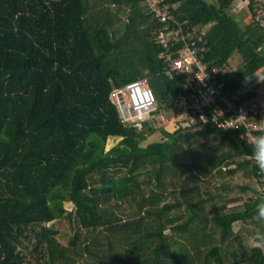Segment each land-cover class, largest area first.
Returning a JSON list of instances; mask_svg holds the SVG:
<instances>
[{
  "label": "trees",
  "instance_id": "16d2710c",
  "mask_svg": "<svg viewBox=\"0 0 264 264\" xmlns=\"http://www.w3.org/2000/svg\"><path fill=\"white\" fill-rule=\"evenodd\" d=\"M168 1L207 28L208 68L232 67L217 73L225 93L264 68V31L241 26L237 0ZM159 25L147 0H0V264H264L255 144L215 105L188 106L186 76L163 73ZM139 77L155 114L185 102L173 130L120 116L110 93Z\"/></svg>",
  "mask_w": 264,
  "mask_h": 264
},
{
  "label": "built area",
  "instance_id": "2783aa9c",
  "mask_svg": "<svg viewBox=\"0 0 264 264\" xmlns=\"http://www.w3.org/2000/svg\"><path fill=\"white\" fill-rule=\"evenodd\" d=\"M251 16L254 23L264 31V0H239ZM160 25L154 31L155 41L163 47L161 55L165 64L163 73L166 76H186L181 83L182 89L191 91V102L188 106L203 110L207 105H215L211 116L221 128H241V138L254 144L255 138L264 135V97H249L245 94L255 91L264 81V68L243 80L242 88L234 93L223 91V82L217 73L227 74L231 66L208 68L204 63V54L209 47L204 42L206 27L197 33L190 28L188 20L177 19L173 9L178 5L168 0H147ZM110 98L117 105L122 119L135 127L141 128L145 120L157 118L166 123L169 118L164 113L155 114L157 110L156 94L148 77H139L121 87H115ZM247 98V97H246ZM206 122L208 117L204 114ZM176 127V123L174 124ZM255 161V159H254ZM259 177V187L255 197L264 198V171Z\"/></svg>",
  "mask_w": 264,
  "mask_h": 264
},
{
  "label": "rangeland",
  "instance_id": "374dc122",
  "mask_svg": "<svg viewBox=\"0 0 264 264\" xmlns=\"http://www.w3.org/2000/svg\"><path fill=\"white\" fill-rule=\"evenodd\" d=\"M208 1L209 3L211 4H214V5H217L218 4V0H206ZM231 14L233 16H235L238 20V22L241 24V26H244L246 23H249L252 21L251 19V16L250 14L248 13V11L242 7V3L237 0L235 1V3L233 4L232 6V10H230ZM237 60L239 59L238 56H236ZM261 92L264 93V87L260 88ZM176 108H178V113L172 115V118L169 117V120L168 122L166 123H160L158 120L157 122H155L156 125H161L162 127H165L167 129H170V130H173L175 128V123L177 122L176 119H180V118H186L188 113L186 111V107H185V102L183 100L181 101H177L176 102ZM181 111V112H180ZM164 113V112H162ZM166 116L167 114L164 113ZM162 137V133L161 132H157L155 133L153 136L147 138V140H145L144 143H148V142H151L153 140H157V139H160ZM117 142V139L115 138H110L108 143H107V148L108 147H111L112 145H114L115 143ZM238 194L241 193L240 189H238ZM251 192H247L244 197H248L249 194ZM67 208H71L72 207V204L71 203H66L65 204ZM72 236V233H71V229L68 225H62L60 227V236H59V239L64 242V243H68L69 242V239L70 237Z\"/></svg>",
  "mask_w": 264,
  "mask_h": 264
},
{
  "label": "clouds",
  "instance_id": "9594fccd",
  "mask_svg": "<svg viewBox=\"0 0 264 264\" xmlns=\"http://www.w3.org/2000/svg\"><path fill=\"white\" fill-rule=\"evenodd\" d=\"M264 83L261 84V87ZM255 151L253 153L255 162L257 166L264 171V135H259L255 138ZM262 218H264V213H262Z\"/></svg>",
  "mask_w": 264,
  "mask_h": 264
},
{
  "label": "crops",
  "instance_id": "0c3cea01",
  "mask_svg": "<svg viewBox=\"0 0 264 264\" xmlns=\"http://www.w3.org/2000/svg\"><path fill=\"white\" fill-rule=\"evenodd\" d=\"M264 86V85H263Z\"/></svg>",
  "mask_w": 264,
  "mask_h": 264
}]
</instances>
